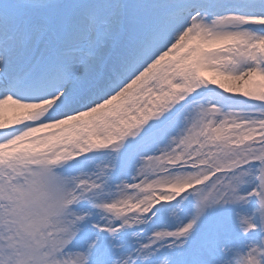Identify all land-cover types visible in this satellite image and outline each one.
<instances>
[{"label": "snow or ice", "instance_id": "6c2138e0", "mask_svg": "<svg viewBox=\"0 0 264 264\" xmlns=\"http://www.w3.org/2000/svg\"><path fill=\"white\" fill-rule=\"evenodd\" d=\"M0 264H264V0H0Z\"/></svg>", "mask_w": 264, "mask_h": 264}]
</instances>
